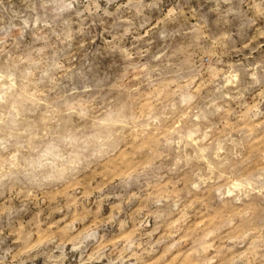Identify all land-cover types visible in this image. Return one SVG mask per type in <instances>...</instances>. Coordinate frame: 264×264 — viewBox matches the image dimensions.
I'll return each instance as SVG.
<instances>
[{
  "label": "rangeland",
  "instance_id": "rangeland-1",
  "mask_svg": "<svg viewBox=\"0 0 264 264\" xmlns=\"http://www.w3.org/2000/svg\"><path fill=\"white\" fill-rule=\"evenodd\" d=\"M0 264H264V0H0Z\"/></svg>",
  "mask_w": 264,
  "mask_h": 264
}]
</instances>
